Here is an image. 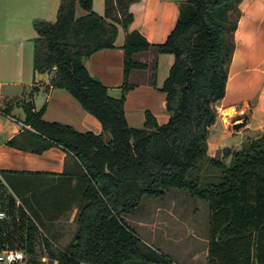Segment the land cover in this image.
<instances>
[{"label": "trees", "instance_id": "16d2710c", "mask_svg": "<svg viewBox=\"0 0 264 264\" xmlns=\"http://www.w3.org/2000/svg\"><path fill=\"white\" fill-rule=\"evenodd\" d=\"M78 1L89 10L87 14L76 15ZM92 1L61 0L56 20L35 21L34 70L54 72L52 86L72 92L101 120L103 131L82 132L69 124L47 121L43 111H35L33 102L27 101L24 122L34 129H27L22 143L21 136L9 140L37 152L62 145L75 155L83 171L84 203L78 213V230L64 250L46 239L50 259L61 264L160 261L164 256H154L143 247L125 215L145 195L162 196L179 188L209 201V264H264V133L238 149L227 148L222 156L208 151L210 127L218 119L216 102L226 94L227 64L235 48L242 0L182 3L167 40L156 45L160 52L176 57L163 86L171 116L160 124L147 111L144 127L131 126L125 111L126 93L134 86L129 82L130 72L147 66L134 55L152 46L141 31L130 29L131 5L138 0H105L104 14L93 9ZM119 24L127 30L125 81L121 96L114 97L90 73L85 60L99 49L116 46ZM0 173L26 207L19 189L28 187L32 182L28 178L39 173L3 169ZM14 222L6 225L7 230L26 228L24 247L33 255L42 235L40 226L31 215L25 226ZM32 255L30 261L39 262Z\"/></svg>", "mask_w": 264, "mask_h": 264}, {"label": "crops", "instance_id": "0c3cea01", "mask_svg": "<svg viewBox=\"0 0 264 264\" xmlns=\"http://www.w3.org/2000/svg\"><path fill=\"white\" fill-rule=\"evenodd\" d=\"M185 1L138 0L131 5L134 20L130 29H138L152 43L148 50L134 55L147 66L133 68L129 75V82L134 86L126 93L125 111L131 126L144 127L147 111L160 124L170 119L163 86L176 57L171 52H160L156 45L167 40ZM60 3L61 0H0V107L12 110L11 114L0 110V170L39 173L30 176L42 183L39 190L31 191L37 194L32 200L37 218L30 214V209L28 212L40 226L42 235L46 229L57 230L58 249L64 250L74 240L79 227L78 213L84 203L85 179L79 161L59 144L37 152L9 143L16 136H21L20 143L24 142L27 129H34L24 122L27 101L33 102L35 111L42 110L47 121L69 124L82 132L103 131L101 120L86 110L72 92L52 86L54 72L34 70L35 21L52 20ZM239 6L241 15L234 35L235 48L227 64L226 94L216 102L218 119L210 127L208 151L212 156H222L227 148L238 149L249 138L264 133V0H242ZM92 7L104 14L105 0H93ZM88 12L78 1L76 15ZM126 35V28L119 24L116 46L99 49L85 60L90 73L102 80L114 97H120L123 92ZM238 123L243 124L236 127ZM230 160L228 156L226 161ZM0 178L7 184L1 173ZM8 221L3 219L1 224L7 225ZM205 240L204 254L200 250L189 252L184 256L185 264H209L210 239ZM163 256L153 263L179 264L176 258ZM58 264H61L59 260Z\"/></svg>", "mask_w": 264, "mask_h": 264}, {"label": "rangeland", "instance_id": "374dc122", "mask_svg": "<svg viewBox=\"0 0 264 264\" xmlns=\"http://www.w3.org/2000/svg\"><path fill=\"white\" fill-rule=\"evenodd\" d=\"M52 18V20H56L57 16L54 15ZM222 112V114H225L224 110ZM15 114L21 116L17 111ZM29 144L32 143L29 142ZM36 178H28V180H32L33 184L29 182L28 187L19 189V193L23 196L21 199L25 205L27 204L26 207L30 209V214L34 218L37 217L33 214L32 200H34L33 196H37V194H32L31 191L39 190L40 185H42L39 180L34 181ZM16 179H13L12 182L14 180L17 182ZM7 184L0 178V209L5 210L8 214L4 221L9 220L8 223L11 225H14V221H17L19 223L17 226H25L30 215L29 210L21 201H17L18 199L11 186L8 187ZM210 212L209 201L205 198L195 196L185 189L173 188L168 190L163 197L145 195L141 204L126 214L125 217L141 237L143 247L146 250H150L154 256L158 257L169 255L176 258L179 264H185L183 262L184 256L189 252L200 250V253L204 254V248H206L205 238H208L210 233ZM0 229L2 232L0 234V250L12 247L25 250L24 233L26 234V228L23 230L24 233L21 229L14 232L8 231L6 225L1 224L0 221ZM56 232L57 230L46 229V235L43 233L44 235L40 236V243L36 252L32 255L25 250L26 259L14 264H58V260L53 262L50 259L49 247L45 246L46 238L51 244L54 241L52 245L58 248V235H56ZM44 254L48 256L44 258ZM31 255L39 262L30 261Z\"/></svg>", "mask_w": 264, "mask_h": 264}, {"label": "built area", "instance_id": "2783aa9c", "mask_svg": "<svg viewBox=\"0 0 264 264\" xmlns=\"http://www.w3.org/2000/svg\"><path fill=\"white\" fill-rule=\"evenodd\" d=\"M53 69H57V66H54ZM7 217V212L0 209V219H5ZM25 259L26 252L22 248L12 247L0 250V264H14L16 262L24 261Z\"/></svg>", "mask_w": 264, "mask_h": 264}, {"label": "water", "instance_id": "95a60500", "mask_svg": "<svg viewBox=\"0 0 264 264\" xmlns=\"http://www.w3.org/2000/svg\"><path fill=\"white\" fill-rule=\"evenodd\" d=\"M242 124H243V123H238V124L236 125V127H240Z\"/></svg>", "mask_w": 264, "mask_h": 264}]
</instances>
